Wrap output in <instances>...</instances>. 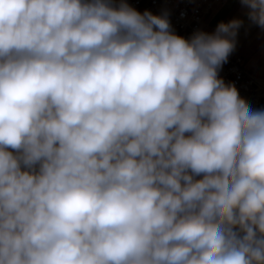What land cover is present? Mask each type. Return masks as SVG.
I'll return each mask as SVG.
<instances>
[{"label": "clouds", "instance_id": "clouds-1", "mask_svg": "<svg viewBox=\"0 0 264 264\" xmlns=\"http://www.w3.org/2000/svg\"><path fill=\"white\" fill-rule=\"evenodd\" d=\"M243 23L0 0V264H264V108L219 77Z\"/></svg>", "mask_w": 264, "mask_h": 264}, {"label": "built area", "instance_id": "built-area-1", "mask_svg": "<svg viewBox=\"0 0 264 264\" xmlns=\"http://www.w3.org/2000/svg\"><path fill=\"white\" fill-rule=\"evenodd\" d=\"M221 0H126L140 13L145 10L154 15L168 13L172 31L190 39L197 31L212 32L205 24L204 15L212 10L213 5ZM119 3V0H114ZM219 77L225 83L234 84L239 95L253 108L264 107V78H259L248 71L241 58L229 56L228 62L219 70Z\"/></svg>", "mask_w": 264, "mask_h": 264}, {"label": "crops", "instance_id": "crops-1", "mask_svg": "<svg viewBox=\"0 0 264 264\" xmlns=\"http://www.w3.org/2000/svg\"><path fill=\"white\" fill-rule=\"evenodd\" d=\"M233 19L243 20L244 23L238 29L236 47L230 56L241 58L248 71L264 78V31L248 21L246 9L239 0L216 2L212 10L204 15L205 24L212 32H215L220 22L228 23Z\"/></svg>", "mask_w": 264, "mask_h": 264}, {"label": "rangeland", "instance_id": "rangeland-1", "mask_svg": "<svg viewBox=\"0 0 264 264\" xmlns=\"http://www.w3.org/2000/svg\"><path fill=\"white\" fill-rule=\"evenodd\" d=\"M264 108V107H263Z\"/></svg>", "mask_w": 264, "mask_h": 264}]
</instances>
